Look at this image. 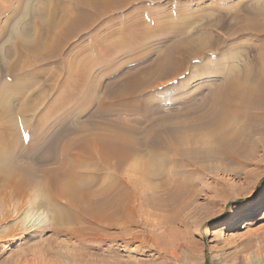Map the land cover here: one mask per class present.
<instances>
[{"label": "bare ground", "instance_id": "obj_1", "mask_svg": "<svg viewBox=\"0 0 264 264\" xmlns=\"http://www.w3.org/2000/svg\"><path fill=\"white\" fill-rule=\"evenodd\" d=\"M34 1L0 0V17L4 18L0 69L6 71L4 79L0 78V183L21 193L33 182L35 164L56 161V168H42L52 188L50 194L69 203L62 207L50 196L55 226L76 223L84 234L115 227L124 219L133 225L143 203L164 210L195 190V179H212L210 164H238L231 172L240 175L264 160V3L260 0L251 4L239 0L242 5L231 11L232 22L228 23L220 13L209 21V7L195 0H171L169 10L143 6L154 0H40L36 6ZM133 2L141 5L131 10L128 19L116 18ZM180 17L188 27L176 25ZM116 22L127 27L116 30ZM219 27L228 29V40L233 42L225 49L234 48L221 59V68L209 58L225 45V38L216 32ZM117 36L122 40L116 49ZM155 37L166 41L163 47L156 45L135 56L133 62L140 63L116 78V56L147 45ZM238 39L259 41L239 44ZM164 47V53L157 56ZM152 55L155 59L141 62ZM199 60L205 61L204 67L211 68L215 77L197 87L192 101L153 117V111L162 109L149 110L146 97L155 88L176 81ZM49 65L53 69L45 68ZM101 72L112 74L103 85ZM35 87L39 88L35 95L26 100ZM17 93L25 97L18 111V99L12 96ZM53 95L56 98L49 103ZM86 103L85 110L93 109L77 129L65 128L54 136L52 116L72 115L76 120L77 111ZM73 108H77L75 113ZM116 114L144 118L148 124L144 136L128 140L116 133ZM97 119L108 121L113 128L101 130ZM144 145L148 160L143 169L139 152ZM129 161L152 183L150 188L142 189L138 176L130 182L116 177V170ZM249 174L252 183L262 176L253 170ZM214 181L201 189L207 196L223 187L217 178ZM151 191L162 201L152 197ZM262 215L264 200L248 213L240 228L252 226ZM231 233L230 237L240 236L238 231ZM92 235L89 239L95 243L105 242L101 235ZM132 239L138 237L132 234Z\"/></svg>", "mask_w": 264, "mask_h": 264}, {"label": "rangeland", "instance_id": "obj_2", "mask_svg": "<svg viewBox=\"0 0 264 264\" xmlns=\"http://www.w3.org/2000/svg\"><path fill=\"white\" fill-rule=\"evenodd\" d=\"M170 1L154 0L145 3L143 6L151 9L162 6L161 8L167 7L166 10H169L172 5ZM243 1L244 4H251L257 0ZM34 2L36 6L41 1L35 0ZM260 2L264 3V0H260ZM195 3L197 5L206 4L209 7L212 13L207 17L209 21H214L221 14L227 23L232 22L231 11L237 10L242 5L239 0H195ZM139 5L133 2L130 9L117 13L116 18L121 21L128 19L131 10L139 7ZM222 6H224L223 9ZM224 8L226 9L224 10ZM0 18V23H2L4 18ZM127 22L125 24L130 21ZM176 22L177 26H189V23L181 17L177 18ZM122 27L124 25L121 22H116V30ZM126 27L127 25L124 28ZM216 30L225 38V45L219 49L216 55L209 58L218 61L217 66L221 68L222 64H219L222 62L221 59L231 55L234 48L225 49L227 44H233L228 40V29L219 27ZM157 38H153L150 41L152 43L149 42L150 44L142 45L134 50H126L116 56V78L121 72H129L140 63L139 61V63L133 62L135 56L146 53L156 45H160L159 49L162 48L166 41L160 37V39ZM121 40L122 36L116 37V49ZM257 41L259 39L249 41L238 39L236 42L253 44ZM164 50L165 47L157 53V56L164 53ZM155 57L156 55H152L151 58H144L141 62L146 63ZM202 61L205 62L199 60L191 63L189 69L176 81L155 88L153 94L149 95L151 97H146L150 102H147L149 110L155 106L162 109L161 112L153 111L154 113L151 114L153 117H162L166 113L176 110L180 103L192 101L197 87L210 83V79L215 75H213L211 68L204 67ZM49 67L53 69L54 66L49 65L45 68L48 69ZM5 74L4 69L0 71L1 80L4 79ZM111 75L108 72L99 73L102 85L110 79ZM15 78L22 79L19 76H10L12 80ZM37 88L28 91L26 100L30 95H35ZM12 96L18 99V104H16L18 105L16 111H18L25 97L23 98L21 93ZM50 98L49 103L56 96L53 95ZM86 107L87 103L82 106L84 111H82L83 109L77 111L79 117L76 120H73L72 115L52 116L54 119L51 124L54 125L55 132L53 135H57L59 131L63 132L65 128L67 131L68 129L76 130L78 125L83 122L85 115L93 109L90 106L88 110H85ZM76 109L73 108L72 112L75 113ZM97 122L101 130L113 128L108 124V121L106 123L97 119L95 124ZM147 125L144 118L139 120L134 116L116 114V127L114 128L116 133L131 140L132 138H142L147 131ZM53 135L50 134V139ZM69 136L72 137V135ZM261 155L264 156V152ZM12 157L15 156L12 155ZM139 158L142 162L141 168L144 169L143 163L148 160L145 145L139 152ZM55 162L49 161L38 164V166L35 164L33 182L23 187L21 193L15 192L14 187L7 183H0V264H264L263 215L259 216L252 226L245 229L240 228L248 220V213L264 200V160H261L259 166L250 167L240 175L231 172L238 169V164L229 162L210 164L212 176L223 184L222 189H219L215 194L207 196L201 190L215 184V178L195 179V190L193 189L189 195L185 194L179 204H170L165 206L164 210H158L146 202L142 205V212L134 217V224L136 225H132L130 221L125 222L124 219L120 220L115 227H103L99 228L98 231L91 230L92 232L86 230L84 234L80 233V231L83 233L82 228L76 223H66L61 227L54 225L56 212L50 205V196L56 199L57 204L62 207L69 205L66 198L56 196L52 191V195L50 194L49 189L52 190V188H49L50 184L42 171L44 167L56 168L57 163ZM20 164L24 165V162H20ZM213 167L216 169L213 170ZM119 170H116L118 179L130 182L138 176L140 178L136 179L141 180L142 189L152 186V183L146 180L143 172L139 174L135 170L133 161H129L124 168ZM249 170L262 174L257 182L252 183V175L249 174ZM60 182L64 183V181ZM151 195L162 201L157 192L152 194L151 191ZM118 225L121 228L126 227V230L123 231ZM234 231H238L240 236L230 237L231 232ZM218 232L220 233L218 234ZM90 233H96L97 236L101 235L105 242L95 243L89 239L95 234ZM132 234L136 235L138 240H133ZM108 236L112 237L113 241H110Z\"/></svg>", "mask_w": 264, "mask_h": 264}]
</instances>
